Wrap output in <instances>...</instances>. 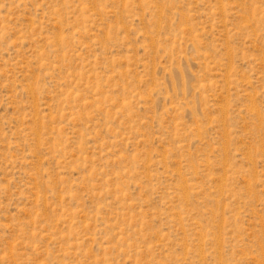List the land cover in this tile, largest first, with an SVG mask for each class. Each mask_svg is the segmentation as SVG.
<instances>
[{"label":"rangeland","instance_id":"rangeland-1","mask_svg":"<svg viewBox=\"0 0 264 264\" xmlns=\"http://www.w3.org/2000/svg\"><path fill=\"white\" fill-rule=\"evenodd\" d=\"M0 264H264V0H0Z\"/></svg>","mask_w":264,"mask_h":264}]
</instances>
